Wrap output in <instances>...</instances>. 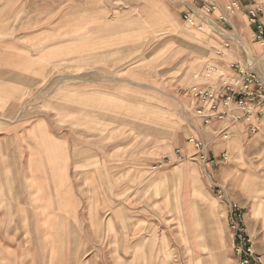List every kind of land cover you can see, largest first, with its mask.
Wrapping results in <instances>:
<instances>
[{"label": "rangeland", "instance_id": "374dc122", "mask_svg": "<svg viewBox=\"0 0 264 264\" xmlns=\"http://www.w3.org/2000/svg\"><path fill=\"white\" fill-rule=\"evenodd\" d=\"M216 1L200 28L199 0H0V79H26L12 120L44 118L71 148L58 197L20 224L25 264H238L235 203L264 257V101L207 123L193 90L221 102L240 69L264 85L248 16L264 0Z\"/></svg>", "mask_w": 264, "mask_h": 264}, {"label": "crops", "instance_id": "0c3cea01", "mask_svg": "<svg viewBox=\"0 0 264 264\" xmlns=\"http://www.w3.org/2000/svg\"><path fill=\"white\" fill-rule=\"evenodd\" d=\"M228 0H221L224 4ZM246 1V0H245ZM246 18L243 20L245 21ZM7 67V68H6ZM0 79V264L23 263L27 259V232L20 224L30 216L38 215V204L45 199L58 197L60 171L64 168L69 143L60 138L58 130L51 128L47 120L24 121V115L12 120L11 88L25 86L26 79L13 83L11 66L4 65ZM7 72V74H6ZM19 118V119H18ZM237 134L242 125H237ZM201 135L207 132L201 130ZM234 140L240 141L235 138ZM237 143H216L217 150H236ZM188 152L194 146L186 143ZM234 148V149H232ZM63 155V156H62ZM63 162V164L61 163ZM28 200L31 201L29 204ZM34 203V204H32ZM40 215H43L42 212ZM40 220V219H39ZM44 220V215L41 216ZM31 245V244H30Z\"/></svg>", "mask_w": 264, "mask_h": 264}, {"label": "built area", "instance_id": "2783aa9c", "mask_svg": "<svg viewBox=\"0 0 264 264\" xmlns=\"http://www.w3.org/2000/svg\"><path fill=\"white\" fill-rule=\"evenodd\" d=\"M203 5V12L201 13L202 24L200 28L207 23L209 15L217 9L216 0H199ZM264 3V2H263ZM228 11L233 12L231 4L228 5ZM248 16L250 23L255 26L257 38L264 40V11L262 4L253 5L248 10ZM222 19L227 20L228 14L222 15ZM217 69L212 67L209 70L208 75L215 74ZM224 87L228 90V94L222 97V101L219 102L220 96L216 88H197L195 87V96H198L201 101V108H197L199 115L205 117L207 123L212 122L213 119H227L228 117H234L235 119H241L243 113L251 114L253 108H249L248 102L264 101V85L256 74L248 72L247 70L240 69V75L238 78H232L230 76H223L222 81ZM223 104L225 110L220 112L219 107ZM264 106V104H263ZM234 108H238L239 112H234ZM206 109L208 113H205ZM193 141V140H192ZM196 146H200V143H196ZM238 205L235 203L230 207V226L235 233L237 244L234 241L235 255L238 258V264H264V257L257 255L252 246V239L244 232L245 230L240 227L241 217L238 218L240 213H237Z\"/></svg>", "mask_w": 264, "mask_h": 264}]
</instances>
